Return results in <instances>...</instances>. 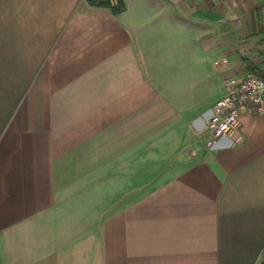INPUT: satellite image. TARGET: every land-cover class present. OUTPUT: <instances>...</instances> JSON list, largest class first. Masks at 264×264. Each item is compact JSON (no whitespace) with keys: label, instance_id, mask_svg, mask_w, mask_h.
<instances>
[{"label":"crops","instance_id":"obj_1","mask_svg":"<svg viewBox=\"0 0 264 264\" xmlns=\"http://www.w3.org/2000/svg\"><path fill=\"white\" fill-rule=\"evenodd\" d=\"M119 2L0 0V264H260L264 114L204 129L264 28Z\"/></svg>","mask_w":264,"mask_h":264},{"label":"built area","instance_id":"obj_2","mask_svg":"<svg viewBox=\"0 0 264 264\" xmlns=\"http://www.w3.org/2000/svg\"><path fill=\"white\" fill-rule=\"evenodd\" d=\"M111 7H117L119 0H109ZM219 65V60L215 61ZM264 114V74L250 69L241 78L226 80V93L212 107L205 132L210 135L206 145L211 147L220 138L231 140L234 145L244 142L241 114ZM264 255V250H263ZM260 264H264V256Z\"/></svg>","mask_w":264,"mask_h":264},{"label":"rangeland","instance_id":"obj_3","mask_svg":"<svg viewBox=\"0 0 264 264\" xmlns=\"http://www.w3.org/2000/svg\"><path fill=\"white\" fill-rule=\"evenodd\" d=\"M220 2L226 7L222 11L221 24L233 18L234 21L243 25L242 28H245L246 22L251 20L257 24L256 29L262 30L264 28V0H220ZM206 32L213 33V30L207 27Z\"/></svg>","mask_w":264,"mask_h":264},{"label":"trees","instance_id":"obj_4","mask_svg":"<svg viewBox=\"0 0 264 264\" xmlns=\"http://www.w3.org/2000/svg\"><path fill=\"white\" fill-rule=\"evenodd\" d=\"M91 4L96 6H110L109 0H88ZM111 7V6H110ZM123 6L119 2V5L117 7H112L114 11L122 10Z\"/></svg>","mask_w":264,"mask_h":264}]
</instances>
